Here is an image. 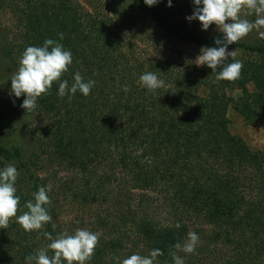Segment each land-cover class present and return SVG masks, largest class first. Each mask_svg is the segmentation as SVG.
<instances>
[{"label":"trees","instance_id":"1","mask_svg":"<svg viewBox=\"0 0 264 264\" xmlns=\"http://www.w3.org/2000/svg\"><path fill=\"white\" fill-rule=\"evenodd\" d=\"M85 1L0 0V15L11 19L0 25V169L11 163L20 174L17 216L50 184L49 212L57 225L28 233L12 218L0 229V264H26L50 243L44 232L68 233L74 222L67 229L60 223L58 191L94 207V227L108 232L93 260L160 249L164 255L155 264H174V245L193 231L200 238L196 252L177 253L185 264H264V151L232 134L228 116L232 108L249 126L264 122V39L250 33L229 45L243 63L241 76L218 81L195 60L203 47H218L223 34L204 36L190 27L194 0H172L171 7L168 0L152 7L115 0V16ZM128 7L140 12L139 20L130 21ZM152 35L167 52L149 51ZM47 39L72 53L62 80L71 86L79 72L95 85L87 97L77 91L69 100L54 82L36 112L27 113L25 97L11 94L10 79L26 48ZM146 72L165 86L149 91L139 82ZM230 90H240L247 104L239 105ZM27 119L34 122L19 136ZM47 165L52 169L45 171Z\"/></svg>","mask_w":264,"mask_h":264},{"label":"clouds","instance_id":"2","mask_svg":"<svg viewBox=\"0 0 264 264\" xmlns=\"http://www.w3.org/2000/svg\"><path fill=\"white\" fill-rule=\"evenodd\" d=\"M158 2L159 0H144L149 7ZM194 4V13L187 19L199 20L205 31L215 24L223 34L222 39L218 37L215 40L218 47L201 49V54L195 60L196 65H206L212 69L218 81L235 82L241 76L243 63L236 59L237 50L230 52L228 46L238 43L253 31L258 33L260 39H264V0H194ZM201 5L203 6L200 7ZM168 6H172V0H168ZM241 13L245 17L255 16V19L241 18ZM58 35L61 40L64 38L62 33ZM229 57L232 58V63H227ZM72 63L71 51L65 50L61 43L52 39L45 40L42 47H27L19 61L18 70L11 76V94L16 98L25 97L21 107L27 113L36 112L38 98L50 94L54 82L59 85L60 97L68 96L71 100L77 91L87 97L95 85L94 80L85 82L79 72L75 73L71 86L67 80H62ZM139 82L152 92L165 86L164 81L153 72L142 74ZM19 175L17 168L11 163L0 169V229H7L12 218H15L28 233L40 231L48 224L55 230L57 225L49 212L52 203L48 195L52 190L50 184L40 186L32 194L34 200L26 202L27 211L17 216L20 197L16 195L15 185ZM176 227L180 228L181 225L177 223ZM43 235L50 243L36 254L27 256L26 264H86L93 257L100 236L99 233L79 228L73 234L63 232L53 237L50 232H44ZM199 239L197 233L189 231L183 244L176 243L175 251L170 252L174 264H185L177 253L183 251L194 254ZM49 251L52 255L48 254ZM162 255V250L153 249L148 256L133 254L122 261L117 258V264H155L157 257Z\"/></svg>","mask_w":264,"mask_h":264},{"label":"rangeland","instance_id":"3","mask_svg":"<svg viewBox=\"0 0 264 264\" xmlns=\"http://www.w3.org/2000/svg\"><path fill=\"white\" fill-rule=\"evenodd\" d=\"M84 5L86 4L85 0H80ZM94 5L102 12L104 13H110L112 16H115V11L117 10L118 5L116 4L115 0H92ZM128 18L130 19L131 22H134L136 20L140 19V12L133 7H128L126 9ZM114 14V15H113ZM243 15V13H241ZM190 27L196 31L200 35L204 36H217L222 34L221 32L218 31L217 26L215 24L211 25L210 28L205 31L202 28V24L200 23L199 20H191L188 22ZM0 25L1 26H10L11 25V19L8 15L6 14H1L0 15ZM150 32V33H149ZM135 34H141L140 32H136ZM143 34H163L161 32L158 33H153L151 31H144ZM252 36L254 37H259L258 33L256 31H253ZM149 42V51L155 49L156 47L160 46V49L167 52L168 51V46L164 43V41L157 37L156 35H152L150 38ZM184 45V44H183ZM181 46V45H180ZM250 89L253 90V87L250 86ZM202 94H206L207 90H202ZM229 95L233 97L236 102L239 105H246L247 101L244 100L242 92L240 90H230ZM228 116L231 120V125H230V131L232 134L239 136L245 140V142L254 150H262L264 151V122H259L255 126H249L245 123L243 117L237 113L234 109L230 108L228 111ZM34 122L32 119H27L25 123H21L18 125L19 130H18V135L22 136L24 131L26 130V127L31 125ZM38 122V119H36V123ZM52 169V166L47 165L45 167V171ZM56 196V203L58 204L59 208V215H60V223L67 229L68 227L71 226L72 222H74V225L71 226V229H68L69 234H73L76 229H86L88 231H91L93 233H99V243L97 244L95 248L96 250L101 247V243L103 240H107L108 238V232H104L102 230L96 229L94 227V221H93V214L91 211L94 212L95 208L93 207L90 210L88 208H84L80 206L79 203L74 202L69 195L64 194L61 191H58L55 193ZM11 226V225H10ZM9 226V227H10ZM5 238L10 240V235L7 233L5 235ZM127 254V251L124 252ZM94 256V255H93ZM128 255H123L120 259L122 261L125 258H128ZM106 260L107 263H104ZM104 261H100L99 259L93 260V257L90 261H87L86 264H112L113 261L117 260H112V258L106 257Z\"/></svg>","mask_w":264,"mask_h":264}]
</instances>
